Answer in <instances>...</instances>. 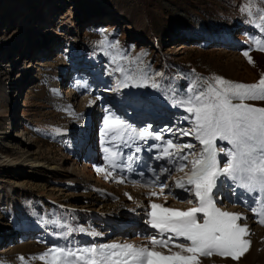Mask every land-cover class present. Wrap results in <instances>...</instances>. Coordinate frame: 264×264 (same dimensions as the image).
I'll return each instance as SVG.
<instances>
[{
  "label": "rangeland",
  "instance_id": "obj_1",
  "mask_svg": "<svg viewBox=\"0 0 264 264\" xmlns=\"http://www.w3.org/2000/svg\"><path fill=\"white\" fill-rule=\"evenodd\" d=\"M6 1L0 0V107L8 110L0 113V127H7L0 141V158L12 148L7 140L19 138L14 131L22 123L35 140L33 147L37 146L49 159L59 158L55 170L65 166V156L69 154H73L78 167L84 163L80 153L86 146L65 139L64 132L27 121L32 114L47 122L72 121L55 109L51 89L61 97H66L69 90L95 100L88 109L92 121L89 134L93 138V151L101 158L98 166H104L101 106H111L116 115L123 114L119 111L124 107L132 106L141 113V117L131 121L133 127L140 129L151 124L154 132L171 128L172 132H162L165 139L196 143L191 137H179L177 129L191 125L183 119L187 115L183 108L173 106L169 97H183L198 77L220 76L253 84L264 74V51L257 50L255 43L264 40V33L248 23L250 18L241 12L248 0H45L44 8L18 7L12 14L6 11ZM58 2L61 4L57 5ZM255 3L264 8V0ZM56 10L67 13L56 17ZM34 12L40 14L32 17ZM102 33L110 42L119 41L120 49L127 55L140 57L141 67L149 75L161 73L156 77L161 87L117 90V80L122 77L112 72L115 64L104 54V50L113 54L115 50H102L98 43ZM11 46L14 48L8 51ZM244 51H249L254 64H249ZM123 63L126 65L127 61ZM248 103L264 107V101ZM86 105L83 102L77 109L79 117L86 114ZM150 115L157 119L152 120ZM152 143L137 142L142 147L137 154L141 159L134 165L136 172L123 173L129 180L141 179L137 175L141 171L143 180L152 178L148 168L159 171L166 164L154 159L156 149L147 150ZM218 145L228 146L219 141ZM122 151L127 154L134 147ZM27 169L28 166L0 163V264H21V256L28 258V264H41L31 258L53 246L113 242L141 245L146 242V235L154 232L145 224L149 204L146 188L142 189L140 200L132 195L130 200L119 187L95 179L94 172L74 181L52 178L45 173L48 170L45 165L36 166L39 172ZM175 175L179 177L182 173ZM177 193L188 195L179 189L171 193L166 189L167 201L163 197L152 199L166 207H189L175 198ZM221 193L223 198L218 207L248 217L241 223H246L252 232V246L239 261L213 256L202 258V264H264V226L256 222L246 206V202L253 205L258 194H248L239 188L233 193L227 187ZM52 221L74 228L82 226L101 235L73 232L65 239L60 233L66 232V228Z\"/></svg>",
  "mask_w": 264,
  "mask_h": 264
},
{
  "label": "snow or ice",
  "instance_id": "obj_2",
  "mask_svg": "<svg viewBox=\"0 0 264 264\" xmlns=\"http://www.w3.org/2000/svg\"><path fill=\"white\" fill-rule=\"evenodd\" d=\"M241 12L250 18L248 23L264 33V8L258 7L255 0H248ZM102 36L98 42L102 50H115V54L109 50H104V54L115 64L112 72L122 77L117 80V90L161 87L156 79L161 73L149 75L141 67L140 57L127 55L120 49L119 41L110 42L106 35L102 33ZM255 43L257 50L264 51V40ZM243 55L249 64H254L249 51H244ZM169 99L173 106L183 108L187 114L183 119L191 125L177 129L179 137H191L196 143L165 139L162 132H172L171 128L154 132L148 124L137 129L109 108L105 109L101 130L105 164L96 167V172L102 173L106 181L148 189L145 224L154 232L146 235V242L141 245L113 242L53 246L31 260H39L41 264H202V258L213 256L239 261L250 251L252 232L246 223H241L248 217L222 210L218 201L223 198L221 189L225 187L233 193L239 188L248 194H258L253 205L246 202V206L256 222L264 226V107L248 103L264 101V74L253 84L237 83L220 76L198 77L187 87L183 97ZM149 140L154 143L148 145L147 150L156 149L158 154L154 159L166 164L161 165L159 171L148 168L152 178L143 180L141 171L137 173L141 179L129 180L123 173L136 172L134 165L141 159L137 154L142 152V147L137 142L148 144ZM218 141L228 146H220ZM133 147L134 151L127 154L122 151V148ZM175 173L182 175L177 177ZM166 189L169 193L173 189L187 193V196L177 193L175 198L190 206L180 209L154 202L152 198L160 197L167 201ZM125 195L133 199L129 193ZM137 207L142 205L137 204ZM52 223L66 228V232L60 233L65 239L73 232L93 237L101 235L82 226L74 228L59 221ZM19 259L21 264H28V258Z\"/></svg>",
  "mask_w": 264,
  "mask_h": 264
},
{
  "label": "bare ground",
  "instance_id": "obj_3",
  "mask_svg": "<svg viewBox=\"0 0 264 264\" xmlns=\"http://www.w3.org/2000/svg\"><path fill=\"white\" fill-rule=\"evenodd\" d=\"M19 0H7L8 3L7 6V13L12 14L16 11L18 7H33L39 10V8H44L43 4L46 2L45 0H20L19 3H17ZM75 1V0H72ZM20 4V5H19ZM61 3H57L59 5ZM39 5V6H38ZM38 6V7H37ZM61 7H57L56 9H60ZM58 11V10H56ZM37 13H32V17H36ZM61 13V14H58ZM67 12H57L56 17H62V14H66ZM40 14V13H39ZM39 17V15H38ZM112 25V24H111ZM14 46L7 47V50L10 51L13 49ZM66 89V87H65ZM50 97L54 102L55 109L57 112H60L63 114L66 118H71L72 121H43L41 118L34 116L33 114L29 116L27 119L28 122L34 124V125H42L46 126L48 128H53L56 130H59L61 132L65 133V139H68L70 141H75L78 146H86L85 150L81 152L80 154L84 157V163L78 167V164L76 163L77 160L74 159L73 154L66 155V162L65 166L62 167L60 170H55L57 167V164L59 163V158H47L42 152L38 150V147H33V144L35 142L34 138L31 137L25 126V124L21 123L20 128L15 129L14 133L19 136L16 140H7L8 143L11 144L12 148L10 151H5V153L2 154V157L0 158L1 164H9L14 165L15 167H23L28 166L29 169H27V172H39V170L36 169V166L39 165H45L48 167V170L45 171L46 174H50L51 177H62L64 179L69 180H79L80 176H89L92 172H94V178L100 179L99 181L102 182L104 185H114L119 187V190H122L123 192H127L133 197H137L138 200L142 197L143 191L142 187L139 186H133V185H125V184H117L113 183L112 181H106L103 178V174H98L95 170L96 167H98V162L101 161L100 157H97L95 155V151H93V138L89 134V129L91 127V119H89L88 109L90 108L91 104L89 101H92L91 97L88 95H81L79 92L70 93L68 90L66 92V97H61L59 92H56L54 89H51L50 91ZM85 102L86 105V114H84L82 117H79L77 114V109L81 107V103ZM109 107V105H103L99 109V114L104 116L106 115L105 109ZM120 109V108H117ZM8 109H4V107H0V113H3L7 111ZM119 111L120 116L122 119L128 121V123H131V117L135 118L141 117V113L138 111V109L133 108L132 106H126L124 107V110ZM111 111H113L111 109ZM23 116V113L20 112ZM8 114V113H7ZM131 116V117H130ZM146 117V116H144ZM148 117V116H147ZM3 118V117H2ZM6 120H10L9 117L4 116ZM150 118L152 120H156L157 118L153 115H150ZM99 121H102L100 119ZM102 128V127H101ZM7 130V127H0V141L2 140L3 133ZM5 139V138H4ZM68 154V153H67ZM79 154V155H80ZM58 160V162H57ZM56 166V167H55ZM93 175V174H92ZM109 182V184H108ZM135 236H133V240ZM132 238V237H131Z\"/></svg>",
  "mask_w": 264,
  "mask_h": 264
}]
</instances>
